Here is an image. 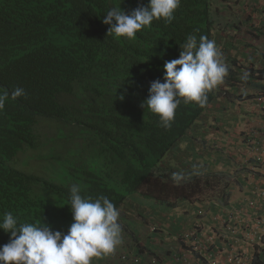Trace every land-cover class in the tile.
I'll return each mask as SVG.
<instances>
[{"label": "trees", "instance_id": "obj_1", "mask_svg": "<svg viewBox=\"0 0 264 264\" xmlns=\"http://www.w3.org/2000/svg\"><path fill=\"white\" fill-rule=\"evenodd\" d=\"M228 2L180 0L170 23L154 20L127 39L107 35L106 12L120 4L129 14L148 0H0V89L11 93L20 87L26 93L9 98L0 110V217L11 212L19 223L41 221L66 234L73 222L68 197L74 184L84 197L107 196L118 211L133 195L168 201L155 168L201 122L223 84L208 92L204 107L181 99L170 128L140 105L151 83L163 82L164 63L179 58L188 36L199 40L204 35L233 48H249L264 37L253 25L251 32L239 29ZM258 10L255 6L253 12ZM216 29H239L244 38L223 40L215 37ZM237 55L240 60L243 53L230 57ZM247 77V85L257 81L258 86L264 69L251 66ZM226 79L236 80V74L229 70ZM239 90L229 85L236 96ZM198 177L189 178V198L197 191L193 182ZM205 179L213 180L205 188L227 186L221 174ZM9 239L0 230V246ZM133 249L125 253L127 261L143 256ZM252 264L264 262L256 255Z\"/></svg>", "mask_w": 264, "mask_h": 264}, {"label": "clouds", "instance_id": "obj_2", "mask_svg": "<svg viewBox=\"0 0 264 264\" xmlns=\"http://www.w3.org/2000/svg\"><path fill=\"white\" fill-rule=\"evenodd\" d=\"M226 1L231 2V0ZM235 1L238 2L236 7L243 9L245 6L239 4L248 3L251 0ZM229 2L228 4H230ZM257 3L261 6L264 4V0H257ZM179 4L180 0H148L146 7H138L129 14L121 10L119 4L118 7L114 6L106 12L102 23L109 25L107 35L133 39L137 32L150 26L154 20H164L170 23L174 19L173 14ZM260 6L257 7L260 8ZM256 14H259L260 20H264V13L258 10ZM244 30L243 28L242 31ZM256 30L264 35V28ZM234 31L241 35L239 29L222 33L216 29L214 35L226 40L230 38V35L235 36ZM248 31L251 32V29L249 28ZM253 41L251 42V46L254 45L253 51L259 53V58L257 59L264 61V53H260L261 50L253 44ZM225 44L221 46L204 35H201L199 40H197L195 35L188 36L186 42L180 46L179 58L164 63L163 82L156 80L151 83L148 98L141 103L140 107L159 117V123L162 127L170 128L181 99H183L184 103H195L200 107H204L208 100V92L219 84H223L222 90L219 86L217 87L218 93L209 107L206 108L202 117L207 114L211 107H240L246 117L247 114L245 112L248 109L251 110L255 118L245 123L246 126L241 132V140L244 145L241 165L243 167L245 163H248L253 167L264 169L263 164H257L254 161L251 153L253 145L261 142V135L257 132V128L263 122L264 117L254 106L255 103H261L260 97L264 96V90L262 89L264 77L258 81V86L257 81L252 82L253 85L246 84V82H250L247 77L249 67L252 66L256 69H264V67H259V64H255L256 59L248 64L244 61L240 63L238 55L236 58L228 57L224 49ZM231 49L235 51L238 48L231 47ZM231 54H236V52ZM236 61L239 62V66H234ZM229 70L236 74V80L226 79ZM229 85L240 89L237 96L229 91ZM24 95H26L25 90L20 87L15 88L11 93L6 89H0V110L4 109L5 102L9 98L15 100ZM233 123V126L238 125L235 119ZM179 142L174 148L177 147ZM168 154L160 160L154 173L155 176L159 177V184L162 182V188L178 190L184 187L183 185H178L184 174L171 172L166 169L162 161ZM242 167L238 171L232 172V176L226 173L227 180H223L227 186L224 184L220 186L223 189L228 187L224 193L220 194L221 196L224 195L226 199L213 198L205 205L195 209V222L187 230H191L199 223L209 224L203 219L205 216L212 218L210 222L217 221L219 223L225 218L228 211H230L229 214L236 213L238 215H244L247 211H250L246 203L254 195L248 193V183L243 181V179H238V175L242 172ZM220 174L225 176V172ZM167 180L170 181V184L166 182ZM236 181H243L246 185V188L242 187V189L238 190L239 206H236L235 201H232L233 193L229 189L230 185ZM69 192V208L73 222L66 234L60 231H53L49 226L42 224L41 221L38 225L19 223L18 218L11 212H7L0 217V230L10 234L9 242L0 246V264H93V258L111 254L122 243V226L119 223L120 213L110 198L102 194L95 198L91 196L84 197L81 195L80 186L75 184L70 187ZM229 201L231 203L228 209ZM222 206H225L226 209L219 211ZM213 209H216V211L210 213ZM198 212H202V214L198 215ZM253 216L254 214H252ZM146 227L149 234L161 236L169 234L164 233L165 230L162 231L164 227L155 223H146ZM153 227L158 232H152L151 229ZM184 230L180 232H184ZM125 253L123 255H126ZM150 253L148 251L145 254L148 259ZM123 255L120 254L119 262H121L120 259ZM138 257L141 264L143 257ZM125 264H130V261H126Z\"/></svg>", "mask_w": 264, "mask_h": 264}, {"label": "crops", "instance_id": "obj_3", "mask_svg": "<svg viewBox=\"0 0 264 264\" xmlns=\"http://www.w3.org/2000/svg\"><path fill=\"white\" fill-rule=\"evenodd\" d=\"M260 12L264 13V7ZM224 49L228 57H230L232 52L239 51L243 53V56H240V63L242 61H250L253 58L252 61L256 59L255 64H259V67H264V61L257 59L259 58V53L253 51L254 45H250L249 48L239 47L233 51L226 43ZM247 52L250 53L249 58L247 57ZM253 54H255L254 57H252ZM245 113L247 117L240 107H211L207 114L201 118V122L194 125L177 147L162 161L169 171L184 174L183 179L178 183V185H183L184 187L178 190L163 188V194L168 199L166 202H157L154 201V198H144L140 195L130 196L119 210L122 243L111 254L93 258L92 263H118L121 253L134 252V245L140 255H143L141 264H148L145 252L161 254V258H166L170 251H174L176 244L174 245L173 242L168 243V241L172 240L173 234L183 231L194 224L196 219L195 209L209 201L205 197L212 192L222 194L228 189V187L223 189L220 186L212 189L205 188L203 184L207 183V181H213L205 179V175L225 172V180H227L226 173L232 176V172L238 171L242 167L241 159L244 145L241 140V132L246 126L245 123L255 118L251 110L248 109ZM250 116L252 117L250 118ZM234 119L238 125L233 126ZM193 165H195V168H193ZM198 167L200 168L197 169ZM195 175H199L196 181L193 182L197 185V191L189 198L191 190L189 178ZM166 182L170 184V181L167 180ZM242 187L246 188L243 181H236L229 187L233 193L232 201H235L236 206L240 205L238 190L242 189ZM185 194L186 197H184ZM230 203L231 201L227 205L228 209ZM225 209V206H222L219 211ZM215 211L216 209H213L210 213ZM251 212L247 211L244 215L252 217ZM203 219L208 223L212 218L205 216ZM146 223L158 224L164 227V233L169 234L166 236L149 234Z\"/></svg>", "mask_w": 264, "mask_h": 264}, {"label": "built area", "instance_id": "obj_4", "mask_svg": "<svg viewBox=\"0 0 264 264\" xmlns=\"http://www.w3.org/2000/svg\"><path fill=\"white\" fill-rule=\"evenodd\" d=\"M260 102L255 103L254 107L264 117V96L260 97ZM257 132L261 135V142L253 145L251 153L257 164L264 165V120ZM238 179L246 181L248 193L254 195L246 203L253 217L229 214L228 211L219 223L214 221L215 225L199 223L191 230L179 232L175 235L180 238L181 244H177L176 250L166 258L149 255V264H251L256 255L264 262V169L245 163ZM197 214L201 215L202 212ZM151 230L158 232L155 227ZM187 250L193 259L187 256ZM120 261L125 263L127 255H123ZM130 264H140V258L132 257Z\"/></svg>", "mask_w": 264, "mask_h": 264}, {"label": "rangeland", "instance_id": "obj_5", "mask_svg": "<svg viewBox=\"0 0 264 264\" xmlns=\"http://www.w3.org/2000/svg\"><path fill=\"white\" fill-rule=\"evenodd\" d=\"M232 5H237V1L235 0H231L230 2ZM229 9L233 10L234 9V12L232 13H235L237 16L235 17V21L240 24V28L241 30H243L244 27L246 28H250V25H253L254 28L256 29H263L264 28V20H260L261 17H259L256 13L253 12V9L255 8V6H260L259 3H257V0H252L248 3H241L239 5H243L245 7H243V9H237L236 8H232L230 5L228 4H225ZM264 7V4L260 6L259 8V11ZM239 10L243 11V12H240ZM252 16V18H251ZM220 19H228V17H223L221 16ZM234 37L237 39V40H241L242 38H244L243 35H240L238 34V32L234 31ZM253 44H255L260 50L261 52L260 53H264V37H260L259 39H256L253 41ZM193 168H195V165H193ZM200 167H198L197 169H199ZM209 224H212V225H215L216 223L215 222H209ZM195 229V228H194ZM162 231H164V228L162 229ZM184 231H187V229H185ZM151 232V231H150ZM173 236H175L176 238L175 239H172L170 241H168V243H174V250H175V247L178 246L177 244H181V240L179 237H177L175 234H173ZM207 238V237H206ZM208 240V238H207ZM186 253L187 256L191 259H193V255L189 252V250H187ZM163 264H169L167 262L163 263Z\"/></svg>", "mask_w": 264, "mask_h": 264}]
</instances>
